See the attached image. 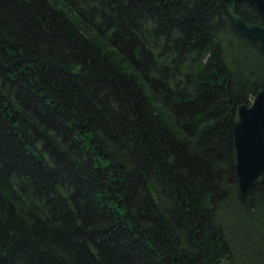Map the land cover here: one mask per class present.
Instances as JSON below:
<instances>
[{
	"label": "trees",
	"instance_id": "16d2710c",
	"mask_svg": "<svg viewBox=\"0 0 264 264\" xmlns=\"http://www.w3.org/2000/svg\"><path fill=\"white\" fill-rule=\"evenodd\" d=\"M263 88L223 0H0V264H264L234 135Z\"/></svg>",
	"mask_w": 264,
	"mask_h": 264
},
{
	"label": "water",
	"instance_id": "95a60500",
	"mask_svg": "<svg viewBox=\"0 0 264 264\" xmlns=\"http://www.w3.org/2000/svg\"><path fill=\"white\" fill-rule=\"evenodd\" d=\"M241 1L255 5L264 16V0H224L236 28L264 49V24L249 22L237 13L236 3ZM234 135L240 193L248 197L258 183L264 185V88L250 105L237 108Z\"/></svg>",
	"mask_w": 264,
	"mask_h": 264
},
{
	"label": "rangeland",
	"instance_id": "374dc122",
	"mask_svg": "<svg viewBox=\"0 0 264 264\" xmlns=\"http://www.w3.org/2000/svg\"><path fill=\"white\" fill-rule=\"evenodd\" d=\"M253 99H254V97H251V99L249 100L248 103L251 104V103L253 102ZM242 104H246V103H242ZM240 105H241V104H240ZM249 196H250V195H249ZM235 218H236V217H235ZM235 218H234V220H235ZM227 220H228V219H227ZM254 220H256V219H253V218L250 219V221H252V222H253ZM233 222H234L233 224H236L235 221H233ZM247 223H248V222H246L245 225L242 226V230H240V229H239V230L242 231V232H244L245 229H247V228H248V230H249L251 226H250V223H249V224H247ZM237 225H238V224H237ZM237 225H236V226H237ZM238 228H239V227H238ZM238 228H237V233H240L239 230H238ZM260 229H261V228H260ZM261 230H262V229H261ZM242 234H244V233H240V236H241V237H242ZM240 242H241V240H240ZM242 243H243V242H242ZM255 244H256V242H254L252 245H253V246H256ZM262 245L264 246V242H263ZM242 248H243L242 245H240L239 248H238V253H240V255L243 254V252H245V250H244V249L242 250Z\"/></svg>",
	"mask_w": 264,
	"mask_h": 264
},
{
	"label": "bare ground",
	"instance_id": "6f19581e",
	"mask_svg": "<svg viewBox=\"0 0 264 264\" xmlns=\"http://www.w3.org/2000/svg\"><path fill=\"white\" fill-rule=\"evenodd\" d=\"M224 1V0H223ZM227 5V4H226ZM228 6V5H227ZM229 8V7H228ZM232 18V17H231ZM232 22H233V19H232ZM233 24H234V22H233ZM234 26H235V24H234ZM235 28H236V26H235ZM237 29V28H236ZM238 30V29H237ZM242 35H244L240 30H238ZM245 37H248V36H246V35H244ZM249 39H252V40H255V39H253V38H250V37H248ZM255 41H257V40H255ZM258 42V41H257ZM258 44H259V42H258ZM259 46H260V44H259ZM260 48L262 49V50H264L261 46H260ZM253 95H255V94H253ZM256 96V95H255ZM255 96H254V98H255ZM254 100V99H253ZM240 105V104H239ZM239 105L237 106V108L239 107ZM246 105H250V103H248V102H246ZM237 111V110H236ZM236 114V113H235ZM234 129H235V122H234ZM237 169V168H236ZM238 176V175H237ZM239 179V178H238Z\"/></svg>",
	"mask_w": 264,
	"mask_h": 264
}]
</instances>
